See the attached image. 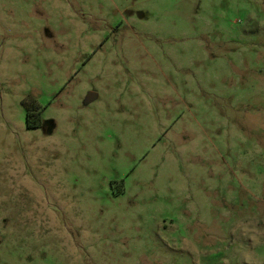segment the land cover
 I'll list each match as a JSON object with an SVG mask.
<instances>
[{"label":"rangeland","instance_id":"1","mask_svg":"<svg viewBox=\"0 0 264 264\" xmlns=\"http://www.w3.org/2000/svg\"><path fill=\"white\" fill-rule=\"evenodd\" d=\"M0 264H264V0H0Z\"/></svg>","mask_w":264,"mask_h":264},{"label":"trees","instance_id":"2","mask_svg":"<svg viewBox=\"0 0 264 264\" xmlns=\"http://www.w3.org/2000/svg\"><path fill=\"white\" fill-rule=\"evenodd\" d=\"M42 125V113L39 106H32L27 111V127L29 129L39 128Z\"/></svg>","mask_w":264,"mask_h":264},{"label":"water","instance_id":"3","mask_svg":"<svg viewBox=\"0 0 264 264\" xmlns=\"http://www.w3.org/2000/svg\"><path fill=\"white\" fill-rule=\"evenodd\" d=\"M91 98H93V95H92V94L89 95V100H90Z\"/></svg>","mask_w":264,"mask_h":264}]
</instances>
